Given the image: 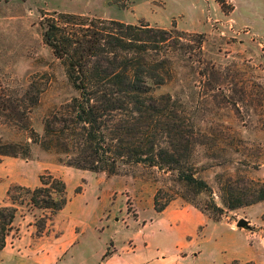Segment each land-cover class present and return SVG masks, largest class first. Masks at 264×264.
<instances>
[{
    "label": "rangeland",
    "instance_id": "374dc122",
    "mask_svg": "<svg viewBox=\"0 0 264 264\" xmlns=\"http://www.w3.org/2000/svg\"><path fill=\"white\" fill-rule=\"evenodd\" d=\"M223 1L232 8L230 13H223L216 0H0V85L26 87L30 80L40 84L39 102L29 114L37 133L42 132L46 115L76 96L63 65L42 42L39 22L46 14L143 22L203 36L199 51L191 38L171 34L170 40L184 49L165 51L171 78L151 93L169 95L190 119L197 143L189 163L211 189L209 195H196L170 174L142 166L117 176L77 169L33 144L27 157L0 156V206L7 205L10 186L36 187L45 172L64 182L68 202L47 222L53 226L47 234L51 240L59 233L68 237L73 228L80 245L58 264H103L113 245L122 252L132 251L135 243L149 246L145 264H152V251L157 249L169 264L192 252H201L194 264H219L238 254L239 245L257 243L256 256L264 264V201L234 210L226 209L222 201L229 199L228 187L245 192L264 177V0ZM26 139L24 131L0 115L2 142ZM157 191L159 204L172 199L162 215L165 209L160 213L153 209ZM210 201L222 210L219 217L207 211ZM178 214L195 225L182 242L188 246L184 248L171 238L175 225L173 229L168 225ZM33 215L42 216L23 209L16 224H23L24 218L34 223ZM240 220L246 222L245 228L236 226ZM33 232L32 236L39 235L35 227ZM21 234L11 235L9 242ZM225 264L255 263L235 258Z\"/></svg>",
    "mask_w": 264,
    "mask_h": 264
},
{
    "label": "trees",
    "instance_id": "16d2710c",
    "mask_svg": "<svg viewBox=\"0 0 264 264\" xmlns=\"http://www.w3.org/2000/svg\"><path fill=\"white\" fill-rule=\"evenodd\" d=\"M216 2L223 13L232 11L223 0ZM39 26L43 44L63 65L76 96L46 115L37 133L29 114L39 102L40 84L30 80L26 87L0 85V115L27 135L20 143L0 140V156L27 157L33 144L77 169L117 176L142 166L170 174L196 195L211 193L189 163L197 143L190 119L169 95L151 93L171 78L165 51L184 49L170 40L171 34L191 38L199 51L201 34L69 13L46 14ZM228 188L229 199L222 198L228 210L264 201V177L245 192ZM158 194L153 197L155 213L172 201L159 204ZM5 198L7 205L0 206V251L7 238L18 233L15 222L23 209L41 213L39 218L33 215L40 234L68 202L64 182L49 172L38 177L36 187L10 186ZM207 211L222 214L212 201Z\"/></svg>",
    "mask_w": 264,
    "mask_h": 264
},
{
    "label": "crops",
    "instance_id": "0c3cea01",
    "mask_svg": "<svg viewBox=\"0 0 264 264\" xmlns=\"http://www.w3.org/2000/svg\"><path fill=\"white\" fill-rule=\"evenodd\" d=\"M167 209H165L161 215L166 213ZM62 211L63 210L57 214H60ZM31 217L33 218V216ZM23 218L24 217H22V219ZM22 222L23 224H16L18 227V233H22L16 239V242L11 244L9 242V237L11 236H9L6 240L5 248L0 251V264H58L69 251L76 250L77 248L75 246L77 245L78 247L80 245V237L78 233L74 232L73 228L68 237H64L62 233H59L58 236H55L54 239L51 240L49 234H51L53 226L46 224L43 233H40L37 236H32V233H34L33 220L27 222L24 218ZM168 223V225H172V229L175 225L174 230L176 235L171 237L172 240H176L177 244L179 242V247H188L182 245V242L194 231V222L190 220L188 216L185 217L184 214H178L172 216ZM206 228L207 226H204V230ZM245 245L246 246L244 247H240L239 245V253L235 254V256H228L226 260L239 258V261H250L259 264V257L258 255L256 256V248H259L257 243L254 245L245 243ZM132 251L124 249V251L120 252L116 246L113 245L111 254L103 260V264H145L144 258L149 252H151L148 245L146 246L145 244H142L140 246L139 243H135V248H133ZM152 253V264H169V261H167L166 258H163V255H159V249L152 251ZM200 255L201 252H192L190 255L176 256L172 259L171 264H194L200 259ZM226 260L220 259L218 262L219 264H225ZM216 262L217 261H214L210 264H217Z\"/></svg>",
    "mask_w": 264,
    "mask_h": 264
},
{
    "label": "water",
    "instance_id": "95a60500",
    "mask_svg": "<svg viewBox=\"0 0 264 264\" xmlns=\"http://www.w3.org/2000/svg\"><path fill=\"white\" fill-rule=\"evenodd\" d=\"M236 226H237L238 228H245V227L247 226V224H246L245 221L240 220V221L237 222Z\"/></svg>",
    "mask_w": 264,
    "mask_h": 264
}]
</instances>
